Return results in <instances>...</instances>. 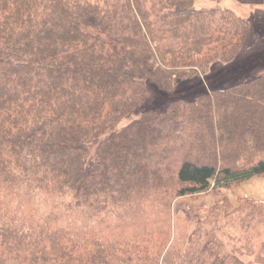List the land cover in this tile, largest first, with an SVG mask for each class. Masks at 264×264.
I'll return each instance as SVG.
<instances>
[{"label": "trees", "instance_id": "1", "mask_svg": "<svg viewBox=\"0 0 264 264\" xmlns=\"http://www.w3.org/2000/svg\"><path fill=\"white\" fill-rule=\"evenodd\" d=\"M195 1L0 0V264H242L216 234L264 221L261 203L223 196L264 176V54L232 86L118 129L149 85L172 95L257 36L255 19Z\"/></svg>", "mask_w": 264, "mask_h": 264}, {"label": "rangeland", "instance_id": "2", "mask_svg": "<svg viewBox=\"0 0 264 264\" xmlns=\"http://www.w3.org/2000/svg\"><path fill=\"white\" fill-rule=\"evenodd\" d=\"M259 1L260 0H196L194 7L195 9H227L234 13L236 16L247 20L249 16L251 17V13L257 8V5H252V3H259ZM250 21L255 23V21H253L252 19H250ZM250 59L251 57L249 56H243L235 63L225 65L221 68L219 64H216L214 66V72L212 74L213 76H199L197 78L191 79V81H189V84L188 82L175 81L174 93L172 95L164 94L163 92L157 90L155 87L149 85V98L146 99L141 110L130 115L127 118H124L119 123L118 129L126 126L128 123L136 119L141 111L143 112L145 110H153L157 113H160L170 102L176 100L190 101L197 95L205 92V90H210L211 88L224 89L226 88V86H232L233 84L239 82L236 80H241L245 76H247L246 70L248 69V65L245 66L244 63H249ZM232 115L233 117H235L236 121L239 122L241 120L240 117L242 116V114L232 113ZM205 198H211V202L207 206H211L215 200V198L211 196ZM202 199L204 198H201L200 200ZM198 201L199 200L188 202L189 207L193 208ZM238 220L239 219L235 217L233 218L232 223L220 222L221 224L219 226L221 227V232L217 233L216 236L222 242L223 252L228 254L239 248L240 252L238 254L240 255L242 264H258L256 263L254 256H262V254H264V249L263 252H259V248L264 243V221H261L263 223L262 225H250V227H248L249 229H247L248 231H246L242 229V225ZM191 229L193 228H190L189 230L191 231ZM241 250H245L246 253L244 251L243 254Z\"/></svg>", "mask_w": 264, "mask_h": 264}, {"label": "crops", "instance_id": "3", "mask_svg": "<svg viewBox=\"0 0 264 264\" xmlns=\"http://www.w3.org/2000/svg\"><path fill=\"white\" fill-rule=\"evenodd\" d=\"M253 4L257 5L256 6L257 8L251 13V17L249 16L247 20L255 19V21H257L260 24V26L256 31L257 36L253 35L248 40L247 44L249 48L246 54L244 55L245 57H247L248 55L250 56L254 52H257L255 54L258 55L259 53L264 54V0H260L259 3H252V5ZM252 61H253V65L248 66V69L246 70V75H249L251 71L257 69L256 66H259L258 61L255 60ZM248 64L249 63H244L245 66H247ZM223 196L229 199L232 205V209H235L237 207V200H250L252 202L261 203L263 206V214H264V176L252 178L237 186H234L229 192H226ZM231 199L234 200L235 202L232 201ZM210 202H211V198H204L196 202L193 208H198L200 206H207Z\"/></svg>", "mask_w": 264, "mask_h": 264}]
</instances>
